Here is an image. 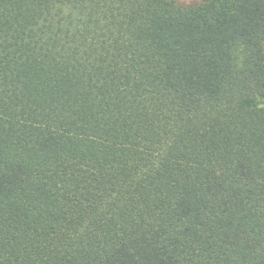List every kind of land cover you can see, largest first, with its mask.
Returning <instances> with one entry per match:
<instances>
[{"label":"trees","instance_id":"obj_1","mask_svg":"<svg viewBox=\"0 0 264 264\" xmlns=\"http://www.w3.org/2000/svg\"><path fill=\"white\" fill-rule=\"evenodd\" d=\"M0 0V264H264V0Z\"/></svg>","mask_w":264,"mask_h":264},{"label":"rangeland","instance_id":"obj_2","mask_svg":"<svg viewBox=\"0 0 264 264\" xmlns=\"http://www.w3.org/2000/svg\"><path fill=\"white\" fill-rule=\"evenodd\" d=\"M179 3L191 4L190 0H177Z\"/></svg>","mask_w":264,"mask_h":264}]
</instances>
